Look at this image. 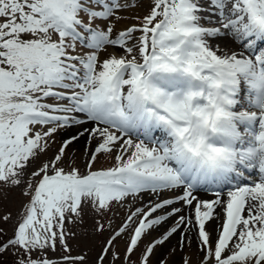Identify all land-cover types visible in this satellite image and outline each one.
I'll return each mask as SVG.
<instances>
[{
  "label": "snow or ice",
  "instance_id": "6c2138e0",
  "mask_svg": "<svg viewBox=\"0 0 264 264\" xmlns=\"http://www.w3.org/2000/svg\"><path fill=\"white\" fill-rule=\"evenodd\" d=\"M261 43L264 0H0V256L264 264Z\"/></svg>",
  "mask_w": 264,
  "mask_h": 264
},
{
  "label": "rangeland",
  "instance_id": "374dc122",
  "mask_svg": "<svg viewBox=\"0 0 264 264\" xmlns=\"http://www.w3.org/2000/svg\"><path fill=\"white\" fill-rule=\"evenodd\" d=\"M146 14V10L144 7H139L135 9L134 11H130L129 13L125 14V20L121 22L119 25H117L118 28H123L127 25L136 23L133 19L135 16H143ZM77 155H79V152H77ZM104 166H108L107 161L102 162ZM97 166H100L99 164ZM22 197H19L18 195L15 196L14 200L12 203H5L2 208H0V213L2 212H10L13 217V221L7 224L2 225L4 227L5 231L7 232L8 236L12 235L15 219L17 218V214L21 211V202H22ZM103 222V221H102ZM67 230L71 232H75L77 234L76 238L69 240L70 245L73 248V254H77L80 250V248H87V253L89 256V260H94L95 256L97 255L99 248L101 247V244L103 240L105 239V236H90L87 244L85 245L82 239V233L85 231H91L93 224L92 221L89 218H85V223L81 224L79 226L73 225L71 223L67 224ZM173 244L176 243L175 240L172 241ZM9 255H12L8 253ZM8 254H5L4 256H8ZM192 259L193 261L196 260V254L195 251H192Z\"/></svg>",
  "mask_w": 264,
  "mask_h": 264
},
{
  "label": "trees",
  "instance_id": "16d2710c",
  "mask_svg": "<svg viewBox=\"0 0 264 264\" xmlns=\"http://www.w3.org/2000/svg\"><path fill=\"white\" fill-rule=\"evenodd\" d=\"M12 261H13L12 255L8 254V256H4V255L0 256V264H12Z\"/></svg>",
  "mask_w": 264,
  "mask_h": 264
},
{
  "label": "bare ground",
  "instance_id": "6f19581e",
  "mask_svg": "<svg viewBox=\"0 0 264 264\" xmlns=\"http://www.w3.org/2000/svg\"><path fill=\"white\" fill-rule=\"evenodd\" d=\"M261 46H262V45L260 44L259 47L262 48Z\"/></svg>",
  "mask_w": 264,
  "mask_h": 264
}]
</instances>
